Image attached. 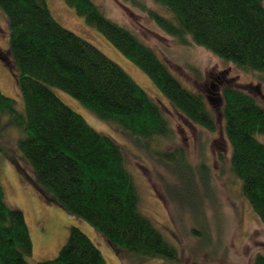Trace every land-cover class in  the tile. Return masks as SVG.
I'll return each instance as SVG.
<instances>
[{
	"label": "trees",
	"instance_id": "obj_1",
	"mask_svg": "<svg viewBox=\"0 0 264 264\" xmlns=\"http://www.w3.org/2000/svg\"><path fill=\"white\" fill-rule=\"evenodd\" d=\"M63 1L141 69L172 110L192 125L216 130L204 98L186 89L151 47L108 19L91 0ZM126 1L147 10L140 0ZM152 1L166 15L148 11L151 19L180 44L204 48L246 72H264V0ZM0 9L24 106L19 112L15 100L0 91V117L7 116L8 124L20 129L16 146L40 194L88 223L121 253L176 261V249L140 212L138 191L121 148L90 127L52 89L68 94L142 149L151 150V144L174 136L160 103L95 46L62 27L45 0H0ZM221 94L230 169L264 225V106L236 87H224ZM157 156L164 164L187 166L182 148ZM32 251L24 215L6 206L0 185V264H29ZM35 264L106 262L94 242L71 227L57 257ZM253 264H264V256L256 255Z\"/></svg>",
	"mask_w": 264,
	"mask_h": 264
},
{
	"label": "rangeland",
	"instance_id": "obj_2",
	"mask_svg": "<svg viewBox=\"0 0 264 264\" xmlns=\"http://www.w3.org/2000/svg\"><path fill=\"white\" fill-rule=\"evenodd\" d=\"M45 1L62 27L95 46L162 106L174 136L151 144V150L142 149L74 98L52 89L90 127L121 148L138 191L140 212L173 245L177 260L137 259L121 253L88 223L46 201L16 146L20 129L10 126L7 116H1L0 185L6 206L21 211L26 220L33 246L28 263L56 258L71 227L78 228L94 242L106 264H253L256 255L264 256V225L242 196L241 182L230 169L231 148L225 134L221 94L224 87H236L264 106V72H246L204 48L180 44L151 19L148 11L166 15L152 0H140L147 10L126 0H91L108 19L151 47L186 89L204 98L216 123V130L208 132L172 110L148 76L72 7L63 0ZM8 48L7 22L0 9V51L4 55L0 59V91L15 100L16 109L23 113L17 72L11 65ZM176 148L184 150L187 169L171 162L164 164L157 156Z\"/></svg>",
	"mask_w": 264,
	"mask_h": 264
}]
</instances>
